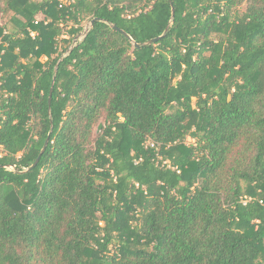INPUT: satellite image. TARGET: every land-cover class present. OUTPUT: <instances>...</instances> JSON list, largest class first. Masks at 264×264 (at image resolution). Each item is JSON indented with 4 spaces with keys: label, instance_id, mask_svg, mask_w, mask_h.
Returning <instances> with one entry per match:
<instances>
[{
    "label": "trees",
    "instance_id": "16d2710c",
    "mask_svg": "<svg viewBox=\"0 0 264 264\" xmlns=\"http://www.w3.org/2000/svg\"><path fill=\"white\" fill-rule=\"evenodd\" d=\"M0 264H264V0H0Z\"/></svg>",
    "mask_w": 264,
    "mask_h": 264
},
{
    "label": "water",
    "instance_id": "95a60500",
    "mask_svg": "<svg viewBox=\"0 0 264 264\" xmlns=\"http://www.w3.org/2000/svg\"><path fill=\"white\" fill-rule=\"evenodd\" d=\"M92 23H93V21L90 22V26H89V28L91 27ZM110 27H111L112 29H114V30H118V31H120L119 29H117V28H116L115 26H113V25H111ZM89 28H88V29H89ZM120 32H121V34L124 35L126 38L130 39V37L127 36L123 31H120ZM158 39H159V38H156V39L150 40V41H148V42H146V43H144V44H142V45L134 44L133 46H134V48L137 49V48H140L141 46L152 45V44L155 43ZM54 83H55V78L52 79V82H51V85H50V89H49V96H48V111H50L51 95H52V92H53ZM101 127H102V125L99 124L98 127H97V133L100 131ZM48 142H49V136H47V138H46V140H45V142H44V144H43V147H42V149H41V151H40L38 157L36 158V160L34 161V163L31 165V167H30L28 170L33 169L34 167H36V165L38 164V162H39V160H40L42 154L44 153V151H45V149H46V147H47V145H48Z\"/></svg>",
    "mask_w": 264,
    "mask_h": 264
},
{
    "label": "rangeland",
    "instance_id": "374dc122",
    "mask_svg": "<svg viewBox=\"0 0 264 264\" xmlns=\"http://www.w3.org/2000/svg\"><path fill=\"white\" fill-rule=\"evenodd\" d=\"M41 18V16H39L38 17V19H40ZM7 21V19H6V17H4L2 20H1V22L2 23H4V22H6ZM80 26H81V28H82V31L83 32H85L88 28H89V26H90V21L88 20V18H84L82 21H81V24H80ZM69 28V27H68ZM66 31V30H65ZM82 32V33H83ZM75 40H77V39H75ZM74 40V41H75ZM67 44H65V45H62V47H61V50L63 49V48H67ZM194 104L195 103H193V106H194ZM99 124H101L102 125V127L101 128H103L104 127V124L102 123V122H100ZM98 124V125H99ZM97 129V128H96ZM96 131V130H95ZM101 131V130H100ZM99 131V132H100ZM188 143H192V141L191 140H188ZM169 161V160H168Z\"/></svg>",
    "mask_w": 264,
    "mask_h": 264
},
{
    "label": "built area",
    "instance_id": "2783aa9c",
    "mask_svg": "<svg viewBox=\"0 0 264 264\" xmlns=\"http://www.w3.org/2000/svg\"><path fill=\"white\" fill-rule=\"evenodd\" d=\"M62 1V0H61ZM33 36V34H31ZM153 147V145H151Z\"/></svg>",
    "mask_w": 264,
    "mask_h": 264
}]
</instances>
